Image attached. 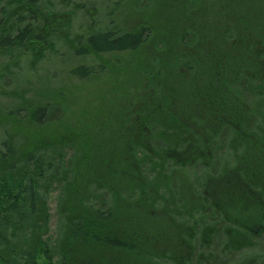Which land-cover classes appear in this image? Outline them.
Returning a JSON list of instances; mask_svg holds the SVG:
<instances>
[{
	"label": "rangeland",
	"instance_id": "374dc122",
	"mask_svg": "<svg viewBox=\"0 0 264 264\" xmlns=\"http://www.w3.org/2000/svg\"><path fill=\"white\" fill-rule=\"evenodd\" d=\"M13 1L18 3L25 0ZM185 1L39 0L38 6L42 13H65L68 16L54 21L51 25L52 32L48 33L49 44L38 48L39 50H14L0 55V144L5 137L15 138L21 155L44 146H73L77 151L76 154L74 150L77 155L75 164L78 174L74 178L77 181L69 185V190L71 194L75 189L73 194H77L76 198H83L84 194H90L88 188L86 189L88 184L84 185V182L89 178H96L98 173L102 175L100 172L103 168L98 172L99 164L103 165L101 163L106 156H101V161L98 159L100 148L101 152L108 151L107 158L110 153L112 155V138L115 136L113 130L117 124H121V129L126 123L130 124L136 112H140L141 116L146 114L150 118L152 112L146 104L158 102L165 108L160 114L167 117L165 119L168 124L163 123V118L161 123L166 129L179 131L171 132V135H168L170 131L165 129L154 131L163 132L164 134L160 133L161 139H168L165 147H161L163 153L160 154V147L154 148L159 145V138L156 142L153 141L152 136L155 135L150 132L154 127L149 125V136L145 142L149 155L165 156L166 153L176 161L183 160L182 158L194 151L192 155L195 163L192 165L172 164V160L165 164L164 170L167 169V174L172 176L171 181L170 178L164 177V172L162 176L158 171L156 173L155 169L149 171V163L141 164L144 182L147 184L150 181V187L147 186V189L158 187V190H155L158 203L154 205L153 210H166L175 219L176 224L191 233L190 239L187 234H180V237L178 235L180 247L185 249V254L178 258L188 259L186 264H264V229H255L254 236L249 238L251 247L227 250L225 247L229 237L221 230L232 227L225 225L218 215L221 210L209 206L205 201V198L211 199L217 208L216 203L222 193L231 191L233 199L239 193V188L247 190L250 195L259 199L264 198L263 191H258L252 186L248 188L246 180L248 166L254 160L257 163L264 161V40L250 35L251 39L244 41V48L253 47L249 56L253 58L252 64H246V69L242 70L244 77L236 81L237 85L228 89L224 87V91L230 90L228 97L238 98L250 109V113L247 110L249 121L246 120V124L238 121L239 125L232 126L227 133L220 134L211 142L204 133L199 137L188 138L190 129L186 128L195 129L196 124L194 125L187 112H180L178 117V107L182 100L176 94L177 87L173 88L175 82L169 81L175 77V71L180 66L184 65L185 69L190 66L191 62H186L190 60V56L196 61L200 60L197 53L200 56L198 51L201 48L190 45L191 28H186L181 22L185 23L195 15L201 16V8H193L194 0ZM22 16L23 21L19 27L29 23L35 25L36 29L44 27L43 20H38V17L36 21H32L31 16ZM110 27H117L129 33L147 27L150 30V38L135 52L99 55L90 52L86 55L76 53L86 47L85 39L89 33L105 31ZM48 28L49 26L46 27L47 30ZM177 40L180 44H176ZM169 41L172 43L170 46L167 44ZM199 43L201 44L200 41ZM201 46L203 48V45ZM77 67L88 70L86 79L73 76L72 71ZM47 105L63 107L65 117L52 125H34L29 117L30 112ZM155 114L158 115V111ZM177 119H181V122ZM96 148L99 150L96 153L98 156L93 152ZM72 154L73 150L65 149L63 161H68ZM138 156L142 158L143 153ZM145 159L147 160L148 156H145ZM159 163L157 161V164ZM88 164L90 169L87 168ZM3 176L6 178L7 174L3 173ZM5 186L9 187L10 184L2 180L0 189ZM134 193L131 192L127 199L123 196V201L116 198L115 202H110L112 207H135L138 204L137 196L143 193ZM58 194V187L53 185L46 196L47 223L45 230L43 229L45 233L33 238L34 244L40 250L43 246H51L56 236ZM72 195L71 202L67 203L68 210L78 207V203L74 204L72 201ZM105 202L108 205L109 199ZM93 205L96 206L94 202L88 203L89 207ZM206 207L209 209L207 213ZM174 215L182 216L178 218ZM211 228L218 230L216 236L204 238ZM191 229L193 231H190ZM32 243L28 242V245ZM41 255L36 258L35 264H43L44 256ZM16 260V264H30L23 258ZM45 260L52 264L58 262L56 256H47Z\"/></svg>",
	"mask_w": 264,
	"mask_h": 264
},
{
	"label": "trees",
	"instance_id": "16d2710c",
	"mask_svg": "<svg viewBox=\"0 0 264 264\" xmlns=\"http://www.w3.org/2000/svg\"><path fill=\"white\" fill-rule=\"evenodd\" d=\"M194 2L193 8H201V16L195 15L185 23L184 21L179 23L191 28L190 45L194 44L195 47L201 48L198 51L200 56L197 53V58L200 60L196 61L190 56V60L186 61L191 62L190 66L187 64L189 67L186 69L184 65L180 66L175 71V77L169 81L175 82L173 88L177 87L176 94L182 100L178 107V117L181 113L187 112L191 121L196 124L195 129L185 127L190 129L188 138L199 137L204 133L211 142L220 134L227 133L232 126L239 125L238 121L246 124L250 119L247 117V110L250 113V109L246 108L245 103L238 98L228 97L230 90L226 91L228 87L237 85L236 81L240 77H244L242 70L246 69V64H252L253 58L249 56L253 47L244 48V41H249L250 35L264 40V0H194ZM38 4L39 0H25L18 3H14L13 0H0V55H6L14 50L35 52L39 50L38 48L49 44L51 25L56 19L68 15L44 14L39 10ZM24 14L31 16L32 21H36L37 17L38 20H43L44 27L36 29L31 23L19 27ZM47 26H49L48 30ZM149 38L150 30L147 27H141L138 32L133 33L110 27L105 31L89 33L85 39L86 47L76 53L86 55L90 52L99 55L135 52L147 43ZM167 44L172 43L169 41ZM176 44H180V41L177 40ZM72 74L80 79H86L88 70L77 67ZM224 87H227L225 91ZM146 106L152 112L150 118L146 114L141 116L140 112H136L130 124L129 122L125 126L122 124V129L121 124H117L114 128L115 138H112V155L111 153L108 155L110 157L107 158L108 151L101 152L100 148L98 159L101 161V156L107 158L101 163L103 165L99 164L98 172L103 168L100 172L102 175L97 172L96 178H89L84 182V185L88 184L86 189L88 188L90 194L86 196L84 194L83 198H76L77 194H73L75 189L71 194L69 190V185L77 181L74 178L78 174L75 164L77 151L73 146L68 144L55 148L44 146L21 155L17 148V140L5 137L0 144L4 149L2 151L0 148V184L3 180L10 186L0 189L1 263L16 264V258H23L30 264H35L40 254L44 256L43 264H52L45 260L47 256H56L57 264L187 263L188 259L178 258L185 254V249L180 247L178 238L180 234H187L190 239L191 233L176 224L175 219L166 210L161 212L153 210L154 205L158 203L156 196L158 187L147 189V186L150 187V181L147 184L144 182V170L141 164L149 163V171L155 169L156 173L159 172L162 176L164 172V177L170 178L171 181L172 176L167 174V169L164 170L165 164L172 160V164L192 165L195 163L192 155L194 151L182 158L183 160L176 161L166 153L165 156L155 154L151 157L145 145L149 136L147 132L149 125L154 127L150 132L151 135H155L152 136L153 141L156 142L159 138V145L154 148L160 147V154L163 153L161 147H165L168 139L164 140V137L161 139L160 133L163 132L154 131L165 129L170 131L168 135H171V132H177L179 129H166L161 123L163 118V123L168 124L165 119L167 117L160 114L165 109L160 103L151 102ZM156 111L158 115L155 114ZM29 117L36 126H48L62 120L65 117V110L59 105H47L33 109ZM177 120L181 122V119ZM211 130L213 132H210ZM149 140L151 141L152 138L150 137ZM200 143L204 145L202 139ZM65 149L73 150L68 161H63ZM97 151L99 150L96 148L94 154ZM142 153L141 158L138 155ZM145 156H148L147 160ZM157 161L160 163L157 164ZM248 167L246 177L248 188L252 186L264 193V161L257 163L254 160ZM87 168L90 169L89 164ZM3 173L7 174L6 178L2 177ZM53 185L59 189L56 236L51 246L46 248L43 246L40 250L34 244L33 238L45 233L46 196ZM236 186L239 188L238 185ZM166 188L169 190L168 187ZM89 189H94V192ZM138 191L143 195L137 196L138 204L135 207L129 209L112 207L111 203L115 202L116 198L123 201V196L127 199L131 192L133 194ZM230 193L228 191L219 196L217 208L211 199L205 198V201L209 206L221 210L218 215L225 225L232 227L221 231L229 237L225 249L235 251L251 247L249 238L254 236L255 229L260 228L263 231L264 198L252 196L243 188H239V193L236 192L237 195L233 199ZM71 195L72 201L74 204L78 203L79 208L68 210L67 203L71 202ZM105 198L109 199L108 205ZM89 202H94L96 206L89 207ZM207 212L209 209L206 207L205 213ZM174 216L180 218L182 215ZM217 231L213 228L208 229L203 237L206 239L215 237ZM31 241L33 243L28 245ZM37 242L40 243L38 238ZM33 244L34 246H31ZM35 246L39 251L38 254Z\"/></svg>",
	"mask_w": 264,
	"mask_h": 264
}]
</instances>
